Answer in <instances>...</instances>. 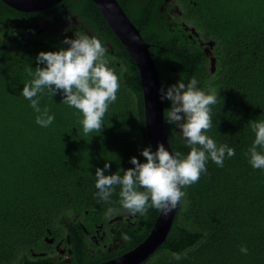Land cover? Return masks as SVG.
I'll list each match as a JSON object with an SVG mask.
<instances>
[{
  "label": "trees",
  "instance_id": "1",
  "mask_svg": "<svg viewBox=\"0 0 264 264\" xmlns=\"http://www.w3.org/2000/svg\"><path fill=\"white\" fill-rule=\"evenodd\" d=\"M179 1L184 4V23L214 44L213 75L205 68L204 51L190 44L186 47V39L180 38L183 32L175 31V22L160 11L169 1L117 3L150 45L161 87L167 90L179 81L187 85L195 76L200 90L216 91L207 135L218 147L234 148L235 155L226 158L223 167L209 159L207 174L181 189L186 195L165 241L140 264H264V169H253L245 155L255 139L249 122L264 121V0ZM61 2V17L68 10L76 13L84 22V33L99 37L120 87L105 113L101 132L85 135L79 122L82 115L62 103V94L52 97L47 91L40 96L39 106L41 110L47 107L55 119L47 128L37 125V113L21 94L23 85L34 78L27 69L35 71L39 53L68 45L33 32L25 34L22 43L6 41L1 25L6 30L13 23L17 30L26 31L25 21L34 22L37 12H18L0 1V264H10L35 249L46 229L63 224L70 211L88 212L99 223L109 207L122 211L119 186L110 203L96 195V169L110 163L104 174L122 176L134 167L132 157L146 162L140 154L149 146L135 62L92 0ZM163 104L168 144L173 154L186 157L190 148L177 126L165 120L171 102L165 99ZM158 215L154 208L146 216L139 215L143 232L128 237L129 248L146 239ZM242 246L247 247V255L240 252ZM172 253L182 259L174 260Z\"/></svg>",
  "mask_w": 264,
  "mask_h": 264
},
{
  "label": "clouds",
  "instance_id": "2",
  "mask_svg": "<svg viewBox=\"0 0 264 264\" xmlns=\"http://www.w3.org/2000/svg\"><path fill=\"white\" fill-rule=\"evenodd\" d=\"M71 23V16L67 17ZM61 48L56 52H41L36 58L37 67L27 69L34 78L23 85L22 96L30 102L36 115V124L47 128L55 117L49 115V109L40 108V96L47 91L50 96L62 94V103L77 110L82 115L79 121L83 133L101 132L103 118L109 105L115 103L119 91V78L108 67L106 48L95 36L75 33V39L65 38ZM44 65V67H40ZM195 76L185 83L179 81L165 90L162 86L160 99L171 102L166 110V122L178 127L181 138L190 148L186 157L180 153L170 154L163 144H158L157 151L151 147L141 151L146 160L141 163L136 157L130 159L134 166L112 175H105L111 167L104 164V169H96V195L105 203L115 187H120L119 204L131 216H146L149 208H154L164 215L176 209L179 201L186 195L181 189L196 184L202 173L207 174L206 162L210 159L218 167L224 166L226 158L235 155V149L228 145L217 146L206 133L212 128L211 106L217 103V93L210 94L200 90ZM255 134L252 146L245 153L253 169H264V121H250ZM259 149V151H258ZM117 209L109 207L105 219H111ZM128 239L127 235L124 237ZM247 255L246 246L240 248ZM174 260H181L179 253H172Z\"/></svg>",
  "mask_w": 264,
  "mask_h": 264
},
{
  "label": "flooded vegetation",
  "instance_id": "3",
  "mask_svg": "<svg viewBox=\"0 0 264 264\" xmlns=\"http://www.w3.org/2000/svg\"><path fill=\"white\" fill-rule=\"evenodd\" d=\"M166 1H169L167 2L169 4L165 5L164 8L161 7L160 11L167 12L169 18L175 22L173 28L175 31L179 28L183 32L184 36L180 38L186 39L188 43L186 47L190 44L191 47L196 46L204 51L205 58L208 59V62L205 61V68H208L210 75H213L215 67L212 70V64L216 66L212 53L213 42L202 40L194 27L184 23L182 20L184 4L181 1ZM61 3L49 9L38 11L34 14L37 16L34 22L26 20L24 25V27L27 26L26 31L17 30L13 23H8L9 28L6 30L1 25V31H5L7 34L2 35V37L8 42L18 39V42L22 43L25 34L29 35L33 32L38 35L46 34L50 37H56L61 41H64L65 38L75 39L76 32L84 33L82 29L85 26L84 22L76 13L69 10L66 16L61 17L60 13L64 8V3ZM69 16H71V23L67 19ZM12 31L15 33L11 36L10 32ZM177 132L181 135L178 127ZM87 214L88 212H85L84 215H78L73 211L68 212L63 224L54 226L52 231L46 229L40 245H37L35 249H30L25 256L21 255L16 260L11 261L10 264H103L124 256L135 248H129L128 240L124 237L125 235L130 237V235L143 232L141 231L143 227L142 218L139 214L131 216L124 210L117 209V214H114L111 219H105L104 216L100 223L95 215Z\"/></svg>",
  "mask_w": 264,
  "mask_h": 264
},
{
  "label": "water",
  "instance_id": "4",
  "mask_svg": "<svg viewBox=\"0 0 264 264\" xmlns=\"http://www.w3.org/2000/svg\"><path fill=\"white\" fill-rule=\"evenodd\" d=\"M0 1L15 11L32 13L49 9L62 0ZM92 1L137 66L144 104V125L148 146L155 153L158 144H163L166 150L173 154L164 132V104L160 99L159 91L161 82L149 50L150 45L143 40L139 30L129 20L116 0ZM214 67L212 64V70ZM178 206L179 203L176 209L168 215L159 212L151 233L134 249L124 256L103 264H140L146 260L165 241Z\"/></svg>",
  "mask_w": 264,
  "mask_h": 264
},
{
  "label": "bare ground",
  "instance_id": "5",
  "mask_svg": "<svg viewBox=\"0 0 264 264\" xmlns=\"http://www.w3.org/2000/svg\"><path fill=\"white\" fill-rule=\"evenodd\" d=\"M117 1V0H116ZM60 3V2H59ZM58 4V3H57ZM57 4H55V5H57ZM54 5V6H55ZM53 7V6H52ZM51 8V7H50ZM46 10V9H45ZM40 11H43V10H40ZM38 12V11H37ZM124 12V11H123ZM128 17V16H127ZM134 25V24H133ZM135 26V25H134ZM136 27V26H135ZM137 28V27H136ZM154 60V59H153Z\"/></svg>",
  "mask_w": 264,
  "mask_h": 264
},
{
  "label": "rangeland",
  "instance_id": "6",
  "mask_svg": "<svg viewBox=\"0 0 264 264\" xmlns=\"http://www.w3.org/2000/svg\"><path fill=\"white\" fill-rule=\"evenodd\" d=\"M182 10V9H181Z\"/></svg>",
  "mask_w": 264,
  "mask_h": 264
}]
</instances>
